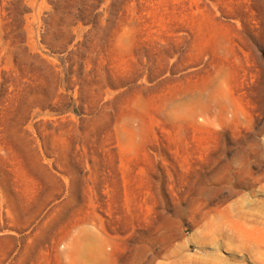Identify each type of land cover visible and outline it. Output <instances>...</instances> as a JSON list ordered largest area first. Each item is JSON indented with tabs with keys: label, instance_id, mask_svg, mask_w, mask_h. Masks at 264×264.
I'll return each instance as SVG.
<instances>
[{
	"label": "rangeland",
	"instance_id": "374dc122",
	"mask_svg": "<svg viewBox=\"0 0 264 264\" xmlns=\"http://www.w3.org/2000/svg\"><path fill=\"white\" fill-rule=\"evenodd\" d=\"M0 264H264V0H0Z\"/></svg>",
	"mask_w": 264,
	"mask_h": 264
}]
</instances>
